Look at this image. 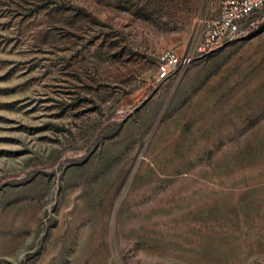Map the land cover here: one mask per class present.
<instances>
[{"label": "rangeland", "instance_id": "obj_1", "mask_svg": "<svg viewBox=\"0 0 264 264\" xmlns=\"http://www.w3.org/2000/svg\"><path fill=\"white\" fill-rule=\"evenodd\" d=\"M223 0H0V264H264V14L158 79Z\"/></svg>", "mask_w": 264, "mask_h": 264}, {"label": "built area", "instance_id": "obj_2", "mask_svg": "<svg viewBox=\"0 0 264 264\" xmlns=\"http://www.w3.org/2000/svg\"><path fill=\"white\" fill-rule=\"evenodd\" d=\"M264 14V0H223L216 17L207 19L188 50L178 56L175 52L163 55L158 79H166L177 66L186 67L199 57L209 55L231 43L256 24V16Z\"/></svg>", "mask_w": 264, "mask_h": 264}]
</instances>
